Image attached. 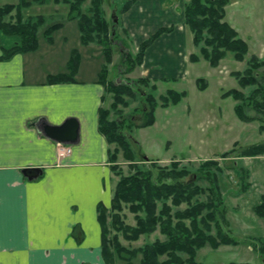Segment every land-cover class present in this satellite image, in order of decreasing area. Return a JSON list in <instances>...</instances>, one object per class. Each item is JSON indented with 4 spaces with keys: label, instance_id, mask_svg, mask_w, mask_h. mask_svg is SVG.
I'll return each mask as SVG.
<instances>
[{
    "label": "trees",
    "instance_id": "16d2710c",
    "mask_svg": "<svg viewBox=\"0 0 264 264\" xmlns=\"http://www.w3.org/2000/svg\"><path fill=\"white\" fill-rule=\"evenodd\" d=\"M47 0H20L19 3L0 6V61H8L12 56L35 52L39 46L37 34L45 19L42 15L24 18L21 11L33 4L44 5ZM55 5L63 4L68 8V21H75L78 27L79 41L82 46L98 44L103 48V64L98 71L97 83L103 88L102 105L98 110V131L105 138L109 149L110 167L119 180L114 186L110 208L103 204L97 206L98 223L101 228V257L104 264H202L196 260L197 252L203 247L218 248L223 245L235 246L237 241L221 230L219 221L224 219L223 201L218 174L220 163L214 159L199 162L195 170L179 168L177 161L169 166H156V161L138 160L132 150L131 134L134 129L152 126L158 107L167 109L176 106L186 97L184 91L168 89L157 97V80L146 77L132 79L121 78L119 82L109 79L108 66L112 62L113 46L119 45L122 75H129L140 68L146 50L160 36L174 31V26H165L154 31L143 40L135 52L119 36L118 29L131 41L121 22L135 0H127L119 9L117 23L108 22L103 12V0H51ZM231 0H187L183 6V21L192 33V45L197 53H191L189 62L205 60L211 68L230 52L237 62L245 61L248 56V44L225 19V6ZM89 3L85 11L83 5ZM15 20L7 21L11 13ZM13 17V16H12ZM120 17V19H119ZM62 23L47 26L43 36L53 43V34L61 29ZM2 38L13 40L10 47L2 44ZM78 50L72 49L67 60L66 71L57 75H48L46 84L72 83L81 65ZM243 71L231 72L240 90L230 88L221 95L223 99L231 97L236 103L234 114L244 123L257 122L264 131V57L251 54L245 62ZM121 75V76H122ZM120 76V75H119ZM197 88L202 91L206 81L197 78ZM248 90L245 92L244 90ZM112 100L104 107L107 96ZM139 100L141 109L136 120L125 117L122 109L133 101ZM237 144L234 145V147ZM234 147L222 153L220 158L230 157ZM238 157L264 155V143L242 148ZM133 169L134 173L121 176L118 171L119 158ZM232 157V156H231ZM230 157V158H231ZM235 157V156H233ZM237 157V156H236ZM145 165L143 167L139 165ZM121 176V177H120ZM208 183L207 187L197 182ZM205 196V199L201 197ZM261 203L254 209L264 217V195ZM185 206L184 209H181ZM127 208L133 215L134 225L125 223L123 210ZM76 228H73V236ZM158 232L164 239H155L138 247L132 244L141 237ZM128 242L123 245L121 240ZM253 249L263 258L264 238L258 240Z\"/></svg>",
    "mask_w": 264,
    "mask_h": 264
},
{
    "label": "crops",
    "instance_id": "0c3cea01",
    "mask_svg": "<svg viewBox=\"0 0 264 264\" xmlns=\"http://www.w3.org/2000/svg\"><path fill=\"white\" fill-rule=\"evenodd\" d=\"M19 1L0 0V6ZM186 1L135 0L121 15L136 50L158 28L174 26L173 32L160 36L146 50L140 67L143 78L157 83L186 79L191 65L188 56L193 53L186 45ZM29 8L21 11L26 17ZM1 41L5 47L6 41ZM7 41L11 44L12 40ZM54 44L55 40L49 43V53ZM86 47L79 41L68 49V56L72 49L81 56L72 83L46 84L48 75L66 71L68 59L64 67L38 64L35 53L39 47L0 61V264H104L97 206L110 208L116 180L108 156L112 146L98 131L103 95L98 71L82 78ZM67 118L79 122V139L72 145L63 144L71 151L59 157L57 143L42 134L40 125L59 126ZM156 123L157 118L152 126ZM141 129L145 128L137 130ZM28 168L41 169L42 174L27 180L22 170Z\"/></svg>",
    "mask_w": 264,
    "mask_h": 264
},
{
    "label": "rangeland",
    "instance_id": "374dc122",
    "mask_svg": "<svg viewBox=\"0 0 264 264\" xmlns=\"http://www.w3.org/2000/svg\"><path fill=\"white\" fill-rule=\"evenodd\" d=\"M103 12L108 22L115 12L119 14L120 7L127 0H103ZM263 0H231L226 9V21L240 31L241 37L247 42L249 51L245 61L237 62L230 52L220 61L217 68H211L208 63L201 59L198 63L191 62L188 65L186 79H169L157 83V97L164 95L168 89L177 92L184 91L186 97L176 106H169L164 109L157 108V123L145 129H134L131 137L132 150L136 159L141 156L156 161V166H169L171 161H177L179 168L186 167L195 170L201 161L214 159L220 163L221 172L218 174V187H220L224 199L222 209L225 213L224 219L219 221L221 230L237 241L235 246L223 245L218 248L203 247L197 252L196 260L202 264H262L260 257L253 247L258 246V240L264 238V217L255 212V207L261 203L264 195V155L255 157H238L242 148L264 143V131L260 130L257 122L244 123L234 114L235 102L231 97L223 99L224 91L230 88L240 90L237 80L230 75L231 72L243 71L245 62L251 54L260 58L264 57V6ZM89 3L83 5V10ZM27 16H44L45 23L38 31L39 51L35 53V60L38 64L55 67H64V61L68 59V49L76 47L79 42L78 27L75 21H68V8L66 5L52 3L47 0L44 5L33 4L26 10ZM22 14V13H21ZM7 21L15 20V13L12 12ZM13 16V17H12ZM22 16H24L22 14ZM26 18V16H24ZM120 19V17H119ZM62 23L63 30L53 34L55 44L53 53H49L50 46L43 32L47 26ZM262 29V30H261ZM120 38L129 45L130 51L135 52L136 47L121 34ZM187 49L197 53V48L192 45L191 33L187 31ZM190 36V37H189ZM67 38V41L65 38ZM5 47L12 45L13 40L2 38ZM11 41V44H8ZM111 55L112 62L108 66L109 79L119 82L123 78L132 79L142 77L140 68H137L129 75L120 74L119 64L121 48L113 46ZM83 76L87 77L93 71H99L105 64L103 48L94 43L89 44L82 50ZM87 57V58H86ZM90 58V59H89ZM34 60V62H35ZM59 70V69H56ZM120 75V76H119ZM122 75V76H121ZM197 78L206 81V87L200 91L197 88ZM248 92V90H244ZM112 97L106 98L104 107H108ZM141 109L139 100L133 101L127 108L122 109L125 117L136 120L139 118ZM237 144L235 147L234 145ZM234 147L236 152L230 157L220 158L219 156ZM113 148V145H112ZM235 156V157H233ZM237 156V157H236ZM118 171L121 176L134 173L133 169L122 160L120 156ZM141 167L145 165H139ZM113 173V171H112ZM120 176V177H121ZM114 180L119 176L114 175ZM204 188L208 183L197 182ZM205 199V196L201 197ZM182 206L181 209H184ZM125 223L134 225L133 215L127 208L123 210ZM163 240L158 232L150 236L141 237L133 243L138 247L143 243H151L155 239ZM123 245L128 242L121 240Z\"/></svg>",
    "mask_w": 264,
    "mask_h": 264
},
{
    "label": "water",
    "instance_id": "95a60500",
    "mask_svg": "<svg viewBox=\"0 0 264 264\" xmlns=\"http://www.w3.org/2000/svg\"><path fill=\"white\" fill-rule=\"evenodd\" d=\"M111 17L114 24H116V13L113 12ZM79 128V122L75 118H67L63 121L62 125L59 126L49 125L44 122L40 125V130L46 138L61 145L75 144L79 139ZM144 159L147 160L148 158L144 157ZM22 171L27 180L37 179L42 174L41 169L37 168H28Z\"/></svg>",
    "mask_w": 264,
    "mask_h": 264
},
{
    "label": "built area",
    "instance_id": "2783aa9c",
    "mask_svg": "<svg viewBox=\"0 0 264 264\" xmlns=\"http://www.w3.org/2000/svg\"><path fill=\"white\" fill-rule=\"evenodd\" d=\"M57 146V153H58V156L59 157H63V155H68L70 154V148L69 147H66L64 145H61V144H56Z\"/></svg>",
    "mask_w": 264,
    "mask_h": 264
}]
</instances>
